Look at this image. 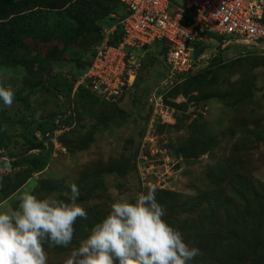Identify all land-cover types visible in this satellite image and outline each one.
Returning <instances> with one entry per match:
<instances>
[{
	"label": "rangeland",
	"instance_id": "374dc122",
	"mask_svg": "<svg viewBox=\"0 0 264 264\" xmlns=\"http://www.w3.org/2000/svg\"><path fill=\"white\" fill-rule=\"evenodd\" d=\"M2 9L18 41L0 46V85L14 92L0 107V139L10 137L0 149V205L15 208L25 187L67 201L74 182L86 212L66 247L43 244L47 264H62L114 198L147 185L164 219L199 249L193 264H264V42L214 39L172 84L151 51L111 103L77 81L104 28L119 20L118 0H0ZM71 48L85 55L70 58ZM47 118L63 123L51 133V159L25 177L6 151L19 153Z\"/></svg>",
	"mask_w": 264,
	"mask_h": 264
},
{
	"label": "clouds",
	"instance_id": "9594fccd",
	"mask_svg": "<svg viewBox=\"0 0 264 264\" xmlns=\"http://www.w3.org/2000/svg\"><path fill=\"white\" fill-rule=\"evenodd\" d=\"M118 1L123 8L119 20L111 27L104 28L101 41L95 46L89 64L78 74L77 81L79 87L85 84V89L98 100L111 103L125 96L128 84L136 74H128L125 70L127 84L121 95L107 99L92 88V78L87 73L93 66L97 47L101 43L106 41L109 46L118 47L124 42L121 20L127 11L121 1ZM175 2L177 0H171L172 11L177 8ZM192 21L193 18L184 23L182 19L185 25ZM205 35L203 39L197 36L192 41L190 66L179 72H171L164 62L168 46L166 39L150 45H123L125 64L128 66L129 60L133 59L132 68L138 72L143 60L151 51L157 50L167 71L166 81L171 84L178 82L194 70L197 54L200 53L199 56L203 57L206 54L204 48L209 42L219 39L222 44L217 45L223 47L227 40L210 31H206ZM115 37L117 42L113 44L111 40ZM257 49L258 47L255 50ZM76 55L79 58L78 56L85 54ZM176 75L180 77L176 78ZM13 98V90L0 85V107H10ZM55 131H59V128ZM68 187L70 194L67 201L52 195H37L31 187H25L14 197L17 202L15 208L0 205V264H47L43 248L45 242L60 247H66L71 242L73 224L77 218H86V212L77 202L80 193L76 184L69 182ZM156 191L155 185H147L145 191L137 192L132 197L114 198L109 204L108 212L91 226L87 236L70 251L62 264H193L194 258L199 255V249L189 246L179 230L164 219V208L156 199Z\"/></svg>",
	"mask_w": 264,
	"mask_h": 264
},
{
	"label": "built area",
	"instance_id": "2783aa9c",
	"mask_svg": "<svg viewBox=\"0 0 264 264\" xmlns=\"http://www.w3.org/2000/svg\"><path fill=\"white\" fill-rule=\"evenodd\" d=\"M120 1L127 11L121 20L124 42L118 47L101 43L87 73L92 88L107 99L121 95L127 84L124 73L134 71L133 59L125 64V45H150L166 39L164 62L171 72H179L190 66L192 41L197 36L205 38L206 31L237 43L264 42V0H177L175 11L170 8L171 0ZM188 10L195 15L185 25L182 19Z\"/></svg>",
	"mask_w": 264,
	"mask_h": 264
},
{
	"label": "trees",
	"instance_id": "16d2710c",
	"mask_svg": "<svg viewBox=\"0 0 264 264\" xmlns=\"http://www.w3.org/2000/svg\"><path fill=\"white\" fill-rule=\"evenodd\" d=\"M0 20L4 19V9L0 10ZM195 15V12L193 10H188L185 12L183 17V22L186 23L187 20H191ZM14 17V16H13ZM4 22H0V46L1 45H16L15 43L18 41L17 37H12V34L8 30H4ZM119 32V31H118ZM114 40V41H113ZM113 40H111V43L115 44L117 41V37H115ZM68 50H74V49H68ZM74 54L79 53V55L85 54L84 50L78 51L74 50ZM69 53L70 58H76L73 53ZM79 57V56H78ZM180 76L176 75V78H179ZM68 118L65 120L67 121ZM63 119H61L62 121ZM62 122L60 124H57L55 120L51 119H45L41 120L36 123L35 130L38 132L36 136H33L32 138H25L24 141L20 144V148L22 149L19 153H13L10 150L6 151V155L8 158V164L11 165L12 168H18L23 167L28 170L26 172L25 177H32L33 172L41 171L43 170L48 162L51 159V150L48 147V142L51 140V133H53L57 128H60ZM45 140V141H44ZM10 143V137L9 142L3 143V141L0 139V149L2 147H7ZM3 156L0 154V157ZM3 165L7 164L6 160L1 162ZM6 166V165H5ZM32 179L28 180L29 181ZM33 185V184H32ZM31 185V186H32ZM16 207V205L14 206Z\"/></svg>",
	"mask_w": 264,
	"mask_h": 264
}]
</instances>
